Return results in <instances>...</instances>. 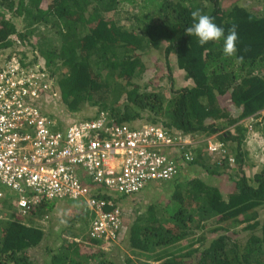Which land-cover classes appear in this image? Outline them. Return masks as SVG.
I'll list each match as a JSON object with an SVG mask.
<instances>
[{
    "label": "trees",
    "instance_id": "1",
    "mask_svg": "<svg viewBox=\"0 0 264 264\" xmlns=\"http://www.w3.org/2000/svg\"><path fill=\"white\" fill-rule=\"evenodd\" d=\"M125 5L137 6L138 11L124 17ZM197 10L213 17L225 34L236 26L239 39L234 56L223 55L222 40L201 45L186 34L191 13ZM153 50L163 51L167 65L176 55L193 85L176 89L171 76L172 96L149 89L143 82L142 57ZM13 55L22 68L37 67L51 75L70 112H80L86 105L97 108L95 115L81 120L105 112L117 124L136 125L145 118L161 123L193 140L183 149L192 150V167L203 160L196 143L200 136L218 134L225 155L234 150L233 192L225 197L208 180L181 172L164 206L159 200L131 214L133 224L124 236L127 250L146 257L154 254L161 259L159 264H264V169L252 180L243 169L247 154L243 148L250 133L244 120L257 119L255 133L264 135L260 114L264 110V12L239 4L224 8L221 0H0V62ZM41 59L44 62L38 66ZM227 94L241 111L237 116L219 101ZM225 160L221 159L223 164ZM77 204L80 210L67 225L73 229L80 224L89 228V234L92 211L85 201ZM3 205L7 211L15 208L11 200ZM54 209L53 201H48L31 214L48 221ZM49 238L35 224L12 220L4 225L0 219V264H37L32 250ZM84 241L63 238L46 244L43 264H152L127 254L116 262L101 246V239ZM182 244L186 251L178 250Z\"/></svg>",
    "mask_w": 264,
    "mask_h": 264
},
{
    "label": "built area",
    "instance_id": "2",
    "mask_svg": "<svg viewBox=\"0 0 264 264\" xmlns=\"http://www.w3.org/2000/svg\"><path fill=\"white\" fill-rule=\"evenodd\" d=\"M4 60L0 205L11 200L26 215L48 201H85L90 238L115 242L124 224L120 200L173 182L192 161V150L183 149L193 140L160 123L117 124L105 112L70 123L49 116L44 107L54 93L52 77L22 68L16 55ZM208 140L218 160L227 156L222 142Z\"/></svg>",
    "mask_w": 264,
    "mask_h": 264
},
{
    "label": "rangeland",
    "instance_id": "3",
    "mask_svg": "<svg viewBox=\"0 0 264 264\" xmlns=\"http://www.w3.org/2000/svg\"><path fill=\"white\" fill-rule=\"evenodd\" d=\"M140 3V1H139ZM221 4L224 8H228L233 4H239L241 6H244L251 11L254 12H264V3L261 0H221ZM134 5H125L123 7V16L127 17L130 16L133 12H137L138 8ZM131 11V12H129ZM20 24V23H19ZM20 27V25H19ZM12 39H17L15 36ZM27 50L31 49V47H27ZM142 61L145 66V73H144V80L143 82L149 84V89H154L157 92L164 93L167 97L172 96L173 94V87L171 82V76L174 80V88L179 89L181 87L185 86H192L193 81L192 79L187 78L186 72L181 69L177 62L176 55H172L170 57V65H167L165 55L163 51L159 50H153L148 54H143ZM43 59L39 61V65L43 64ZM51 77V75H49ZM219 101L222 105V107L228 111L230 114L237 116L241 111L238 109L233 102L230 100V95L227 94L225 96H222L219 98ZM45 108L49 111L48 115L51 117H54L57 120H61L63 123H70L76 120H81L82 117L87 116H93L96 114L97 108L92 105H86L80 112L72 113L70 112L64 105L62 99L60 98V93L58 91H55L50 99L45 103ZM262 116L264 115V110L260 112ZM261 117L258 119L260 121ZM257 119H253L252 117L247 118L245 123L248 126L249 135L245 140L244 144V151H246V157L245 162L243 165L244 174L250 179H254V176L256 173H260L264 169V135L262 131L256 135V131L253 128L254 123ZM150 121L145 118L138 120L136 123L138 125L149 123ZM231 130H234L233 127H229ZM256 132V133H255ZM210 140H219L218 134L217 135H209V136H200L198 137L196 143L197 147L200 149L198 152L203 155V160H201L200 164H197V167H191L190 171H186L188 176H197L199 178H203L205 180H208L213 185H216L220 188L221 192L225 197L228 196L231 192L234 191L235 187V174H233L236 169V164H218V158L216 155H213L206 151L207 142ZM204 140V141H203ZM204 142V143H203ZM229 147H234V145H231ZM236 149V148H235ZM232 156H236L234 150L230 151ZM201 165V166H200ZM220 166V168H218ZM213 171H215L217 174H212ZM219 171L223 172L222 174L219 173ZM219 173V174H218ZM190 174V175H189ZM165 184H160L156 186V192L152 196L144 195V194H138L131 195V196H125V198L120 200V206L123 209L124 212V218L126 222V226L129 228L133 224V219L131 214H135L137 212H141L146 210L149 205H151L154 202H159V200L163 201V206L167 201H169L170 191L166 190L164 188ZM150 189V188H149ZM153 189V188H152ZM166 191H163V190ZM172 190V189H171ZM162 206V207H163ZM16 207V205H15ZM59 211L54 212V215L52 218H50L49 223H53L52 221L58 215L57 213ZM263 212V211H261ZM61 213V212H60ZM264 214V212H263ZM18 217H20L18 219ZM38 215L36 212L30 213L28 215H22L18 210L15 208L10 209V211H7L6 207L4 205L0 206V219L3 220V224H7V221L12 220H19L22 223H25L29 226L31 225H37L40 226L47 232V225L45 226V221L41 222L38 219ZM64 217V216H62ZM67 216L65 217V225L68 224L66 220ZM41 220V219H40ZM135 223V220H134ZM211 224V222H210ZM78 228L70 229L67 233H63V236L59 237H50L48 240H46V243L41 244L37 247H35L32 252L33 256L37 260V264H43L44 259L46 257L44 252V247L46 244L50 245L56 240L61 242L63 238L67 239V241H84L86 238H90L88 231L89 228L85 229L82 225L77 226ZM67 231V230H66ZM81 232H84L86 234H81ZM243 236L245 233L242 234ZM88 241V240H87ZM85 242V241H84ZM104 243V242H103ZM120 244V247L123 249L122 252H118V246L116 247L113 242H111V246L109 249H105L109 252L111 255L110 257L118 262L119 259H122L124 254L130 255V257L134 260L143 262V263H152V264H159L161 259L157 260L154 258L156 255L150 254L149 257H146L145 254L138 253L133 254L129 250H127V238L123 241L118 242ZM110 244V242H109ZM108 245V244H106ZM106 245H101L102 247H105ZM52 246V245H51ZM116 247V248H115ZM179 251H186L187 247L183 246V244L178 248ZM111 252V253H110ZM115 254V255H114ZM121 256V258H120ZM157 257V256H156Z\"/></svg>",
    "mask_w": 264,
    "mask_h": 264
},
{
    "label": "clouds",
    "instance_id": "4",
    "mask_svg": "<svg viewBox=\"0 0 264 264\" xmlns=\"http://www.w3.org/2000/svg\"><path fill=\"white\" fill-rule=\"evenodd\" d=\"M191 17H192V24L190 27L185 28L186 34H188L191 37H196L198 42L201 45L207 44V43L212 42V41L222 40L223 41V46H222L223 55L225 57H232L236 54L237 42H238L239 36H238L237 28L235 25H233L228 30L227 34H225V29L223 27L219 26L217 23H215L213 17L206 15V14H202L198 10L193 11L191 13ZM239 59L242 60L243 57H240ZM55 91L56 90L54 89V92ZM47 113H49V112H47ZM229 158H233L234 159L233 164H236V157H234L232 155L226 156L225 161L227 164L230 165ZM218 164L223 165L222 161H220V160H218ZM15 209L18 210L16 207H15ZM26 215H28V214H26ZM119 241H120V237L117 241L113 242L114 245L118 244ZM106 244H108V245H106ZM103 245H106L104 247V249H109L111 246V242H110V244L104 242Z\"/></svg>",
    "mask_w": 264,
    "mask_h": 264
},
{
    "label": "crops",
    "instance_id": "5",
    "mask_svg": "<svg viewBox=\"0 0 264 264\" xmlns=\"http://www.w3.org/2000/svg\"><path fill=\"white\" fill-rule=\"evenodd\" d=\"M44 110L49 112L47 110V108H45V107H44ZM191 167L192 166L190 164H185V165L182 166L181 172H182L183 176L187 175V173H185V172L188 171V169L190 170ZM171 184H173V182L165 183V186H163V187L167 188L166 190L171 191V188H172ZM155 190H156L155 187H151L150 189H147V190H145V191H143L141 193H138V194L139 195L140 194H144V195L152 196V195L155 194V192H156ZM161 190H163V189H161ZM166 190H163V191H166ZM171 192H170V194H171ZM138 194H136V196ZM53 203L55 204V209L53 211V215H54V212L56 213V211H59V212H57L59 214L56 215V217L52 221L53 223H49L50 220L45 221V226L47 225V235H49L50 237L56 236V237L60 238L61 236H63L64 231H66V230L68 231V230L71 229L68 226L69 225L68 221H69L70 218L73 219V214L76 213L77 211H79L80 207L77 204L78 202L68 201V200L53 201ZM52 216H51V218H52ZM62 216H64V217H62ZM66 216H67L66 220L68 222V225L67 224L65 225V220L64 219H65ZM71 224H73V223L71 222ZM77 225L79 226L80 224H76V226ZM76 226H74L72 228L73 229L78 228ZM127 228L128 227L126 226V222H125V218H124L123 229H122V231L120 233V239H122V241L125 239L124 236H125V232H126ZM81 234H86V233L81 232ZM119 245L120 244L118 243V246Z\"/></svg>",
    "mask_w": 264,
    "mask_h": 264
}]
</instances>
